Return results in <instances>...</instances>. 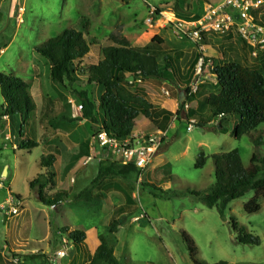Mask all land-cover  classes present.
I'll use <instances>...</instances> for the list:
<instances>
[{
    "label": "rangeland",
    "instance_id": "374dc122",
    "mask_svg": "<svg viewBox=\"0 0 264 264\" xmlns=\"http://www.w3.org/2000/svg\"><path fill=\"white\" fill-rule=\"evenodd\" d=\"M221 2L0 0V73L22 78L33 91L38 105L39 143L30 151L21 148L22 140L16 136V128L10 126V133L2 130L7 120L1 118L0 207L7 205L6 200L11 195L21 199L22 209L17 214H6L0 208V264H14L17 259V264H21L17 255L32 253L38 257L25 264H88V255L101 243L111 246L122 264H194L182 232L193 241L199 262L264 264V197L258 199L260 209L248 213L244 205L253 196V191H248L229 202L224 215L220 216L215 208L204 206L188 192L205 191L214 182V154L237 149L245 167L253 153L264 157V123L236 137L233 128L238 119L235 116L223 128L218 127L216 118L208 122L189 118L192 117L189 110L195 108L198 114H210L204 96L211 90L214 77L207 68L195 74L196 65L192 71L191 85L197 86L195 92L190 91L189 86L188 90L183 87V91H179L172 85L177 94L185 97L182 103L171 95L169 85L137 83L147 88L151 102L167 103L174 99L170 107L177 118H172L174 126L167 130L164 138L163 145L168 143V147L154 157L134 184L132 180L120 178H105L92 184L97 174L98 157L105 160L97 146L91 143L100 123L91 124L82 118L81 110L75 111L81 104L80 92L85 91L90 98L98 100V85L87 83L86 68L100 59L103 47L112 44V35L125 37L131 46L139 49L157 35L167 43L157 51L160 58L167 53L166 48L175 47L187 52L193 50V54L186 53L187 56L197 51L210 58L205 53H211L217 56L213 58L217 63L232 60L223 44L224 35L206 33L204 39L195 41L179 37L170 24L173 19L170 13L196 20L204 14L207 3L218 5ZM157 7L165 14L150 26L146 20ZM67 28L81 31L90 51L77 64L80 72L74 83L54 84L50 80L48 61L35 52L34 47L45 44ZM3 48L6 49L1 51ZM261 57L251 64L263 67L264 55ZM190 120L195 122L187 131ZM136 122L135 130L155 133L156 127L150 120L140 116ZM18 127L28 131L24 122L19 121ZM256 136L258 144L253 141ZM84 146L86 153H83ZM46 150H54L58 157L57 161L46 163L47 167L45 163L40 164ZM201 152L206 162L197 168L194 165ZM50 153L55 157L54 152ZM90 153L94 159L85 162ZM5 168L6 176L2 178ZM45 172L51 178L44 190L47 195L67 193V198L56 207L40 202L28 186L30 179ZM151 183L160 191H151ZM128 198L132 202H127ZM120 204L126 205V211L121 215L116 233H110L108 225L118 216L116 209ZM63 228L84 231L89 237L84 245L75 249L68 240V232H61Z\"/></svg>",
    "mask_w": 264,
    "mask_h": 264
},
{
    "label": "trees",
    "instance_id": "16d2710c",
    "mask_svg": "<svg viewBox=\"0 0 264 264\" xmlns=\"http://www.w3.org/2000/svg\"><path fill=\"white\" fill-rule=\"evenodd\" d=\"M161 11L163 10L160 7L154 10L153 20L158 19ZM257 13L255 12L256 17ZM259 18V21L264 23V14ZM232 34L234 33L230 32L224 37L232 36ZM237 37L248 46L251 54L252 48L239 35ZM110 38L112 44L102 48L101 59L90 63L86 68L87 83L98 85L102 92L98 95L97 101L90 98L85 91L78 93L81 99L82 118L94 125L100 123L98 131L105 130L109 135L119 138L129 135L137 128L136 119L139 116L145 117L164 131L175 113L152 104L147 98L145 87L137 83L154 82L157 85L162 83L167 85L166 82L173 81L175 78L174 64L181 58V53L178 51L177 57L165 56L160 61L153 50L162 43L157 35L140 49L132 47L123 36L112 35ZM201 38H205L204 33ZM34 50L48 61L51 82L61 85L65 81L74 83L77 80L78 72H80L77 64L87 57L90 45L81 31L67 28L48 39L45 44L35 46ZM261 54L264 55V52L256 57L253 56L252 60L256 58L257 61L261 60ZM200 57L203 58L201 72L207 68L215 81V84H211V90L205 98V106L212 118L195 111H189L192 116L189 118L197 117L205 122L216 118L218 127L223 128L229 119L235 116L238 119L233 128L236 137L249 133L259 124L264 123V62L263 67L253 66L251 64L253 62L249 61H229L219 65L213 58L197 56L191 63L192 68H195ZM130 76L133 80L127 79ZM0 97L2 100L0 117L13 116L21 122H27L29 120L27 118L35 117L36 105L30 87L20 77L0 73ZM196 126L199 125L196 124ZM32 136H34L33 132ZM253 141L258 144V136L253 138ZM168 145V143L162 144L158 154ZM19 146L25 149L34 148L37 142L26 138L22 139ZM85 149L86 146H84V153H86ZM212 158L214 182L205 191L188 190V192L204 206L215 208L219 215L223 216L229 202L243 196L248 191H253V196L244 205V209L248 213L258 211L260 209L258 199L264 197V157H258L253 153L246 167L237 149L214 154ZM52 160V155L47 154L41 157L43 163L40 162V164L43 166L45 163L47 167L49 165L46 163ZM205 162L206 156L201 152L194 166L202 167ZM139 172L133 164L123 165L111 159L99 160V168L92 184H97L105 178L132 180L134 184ZM50 182V174L45 172L37 174L28 185L40 202L56 207L67 198V193L63 191L47 195L44 190ZM144 186H146L145 183ZM149 186L151 191H160L154 184ZM87 192L85 190V193ZM127 202H132L131 198H128ZM126 208L125 205L116 209L118 216L113 218L108 225L110 233H116L118 225H121V215L125 213ZM61 230L62 233L68 232V240L75 248L84 244L86 236L84 231H69L67 228ZM182 236L189 247L194 264H207L196 259L193 241L184 232ZM17 257L21 258V264H25L36 259L38 254H23ZM88 264L122 263L114 255L111 246L101 243L93 254L88 255ZM211 264H226V262L218 261Z\"/></svg>",
    "mask_w": 264,
    "mask_h": 264
},
{
    "label": "built area",
    "instance_id": "2783aa9c",
    "mask_svg": "<svg viewBox=\"0 0 264 264\" xmlns=\"http://www.w3.org/2000/svg\"><path fill=\"white\" fill-rule=\"evenodd\" d=\"M263 8L264 0H222L216 6L208 4L203 17L198 21L174 17L170 24L173 25L179 37L195 41H200L203 33H218L220 35L236 33L252 48L251 55L256 57L259 53L264 52V23L259 21V17L263 14ZM151 12L152 15L146 20L150 26L154 21V9ZM255 12H258L257 17ZM202 61L203 58L200 57L195 74L200 73ZM189 89L195 92L197 86L190 85ZM77 109H82L81 104ZM194 122V120H190L186 126L187 131L192 129ZM166 134L167 131L162 130H158L154 134L133 130L129 135L119 138L109 135L105 130H99L92 135L91 143L97 146L98 153L103 155L104 159L118 158V162L123 165L133 164L140 171L137 177L140 180L141 172L158 155V150L162 146ZM91 150L93 149L91 148ZM98 158L102 160L101 157ZM93 159V155L90 153L85 162ZM0 208L4 209L6 214H17L18 210L22 209L21 200L10 195L7 205H1ZM58 253L62 255V252ZM17 261L19 260H14V264H17Z\"/></svg>",
    "mask_w": 264,
    "mask_h": 264
},
{
    "label": "crops",
    "instance_id": "0c3cea01",
    "mask_svg": "<svg viewBox=\"0 0 264 264\" xmlns=\"http://www.w3.org/2000/svg\"><path fill=\"white\" fill-rule=\"evenodd\" d=\"M213 5V4H211V3H207V5ZM220 4V3H219ZM207 5L205 6L206 8H207ZM214 6H216V5H214ZM205 8V9H206ZM205 9H204V11H205ZM195 10V9H194ZM264 8L262 9V12H263V14H264ZM163 13V14H162ZM196 13H198V12H196ZM164 14H165V12L164 11H161V13H160V17H161V15L162 16H164ZM262 14V15H263ZM204 15V14H203ZM203 15H201V17L200 18H198V19H196V21H198V20H200L202 17H203ZM170 16H171V18L173 17H176V18H179V17H182V16H180V14L179 15H175V14H172V13H170ZM169 16V17H170ZM179 19H183V18H179ZM184 20H186V19H184ZM156 21V20H155ZM204 34H206V33H204ZM207 34H209V33H207ZM235 34V33H234ZM234 34H232V36H227V37H224L225 38V43H223L224 44V46H225V48L229 51V53H231V55H232V57H233V59L232 60H229V61H242V62H244V61H249V62H253V60H252V57H250L251 56V54H250V51H249V48H248V46L246 45V44H244V43H242L240 40H239V38L236 36H234ZM161 41H162V43L159 45V46H157V48H155V49H153V50H155V54L157 55V57L159 58V60L160 61H162V59L166 56V57H177V52L179 51V53H181V58L178 60V61H175V64H174V69H173V71H174V74H175V80L173 79V81H171V82H166L167 83V85H169V88H170V91H171V95L173 96V97H177V100H179L180 101V103H182V101L185 99V97L181 94V93H179V94H177L175 91H174V86H172V85H175L176 87V89L177 90H179V91H183V87H185V89H187V87L188 86H190L191 85V81H192V78H191V74H192V71L194 70V67L192 68L191 67V63H192V61H193V59L195 58V57H197V56H201V52H200V55H199V53L197 52V51H195L194 52V55L192 56V55H188L187 56V54L186 53H189V54H193V50H190L189 52H187V51H185V50H183L182 48H175V47H169L170 49H168V48H166L165 49V51L167 52L162 58H160V54L157 52L158 51V49H160L161 48V45L162 46H166L167 45V43H165V41H163L162 39H161ZM146 45V44H145ZM145 45H143V46H145ZM181 45V44H180ZM184 45V44H183ZM7 47V46H6ZM133 47V46H132ZM6 48H3L1 51H3V50H5ZM90 51V50H89ZM89 53V52H88ZM206 54V56L208 55V56H210V58L212 57V58H217V56H214L213 54H211V53H205ZM100 59H101V57H100ZM229 61H227V62H229ZM97 62V61H96ZM215 63H217L216 62V60H215ZM225 63V62H224ZM217 64H223V62H219V63H217ZM197 65V64H196ZM13 72H14V70H12ZM211 75V74H210ZM213 77V76H212ZM22 79V78H21ZM214 80V79H213ZM154 83V82H153ZM156 84V83H155ZM163 84V83H162ZM165 84V83H164ZM211 84H215V81H213V83H211ZM97 86V85H96ZM144 86V85H143ZM98 87V93H99V95L101 94V92H102V90H101V88L99 87V86H97ZM145 87V86H144ZM209 88V87H208ZM145 89H146V93H147V98H149V93H148V91H147V88L145 87ZM210 91V90H209ZM30 92H31V95H32V97H33V100H34V102H35V105H36V111H35V117L33 118V119H29V121H25L24 123H25V125H26V127H27V129H28V131L26 130V131H23V128H21V130H20V128L18 127V122H19V120L17 121V117H8L7 115H4V116H2V117H0V120H1V118H2V120H7V123H4V126H2V130H4L5 129V131L6 130H8L9 131V133H10V126H13L14 127V129L16 128V136L20 139V141L22 140V139H24V138H30V139H34L36 142H37V146L36 147H38L39 146V143H38V140H37V126H36V114H37V102H36V100H35V97H34V95H33V91L31 90V88H30ZM208 94V93H207ZM207 94H206V96H207ZM206 96H204V98H206ZM149 100V99H148ZM150 101V100H149ZM151 102V101H150ZM152 104H155V105H157V106H160L161 108H165V109H167V110H169V111H171L172 113H175V115L173 116V117H176L177 118V114H176V112H173V108L172 107H170V106H172L173 105V103H174V99H172L171 98V101H168L167 103H164L163 101L161 102V101H152L151 102ZM204 103H205V99H204ZM193 104V103H192ZM196 106H197V104H196ZM192 107H194V105H192ZM195 108V107H194ZM208 109V108H207ZM77 110L78 109H75V111L77 112ZM197 109L195 108V109H191V110H189V111H196ZM209 111V110H208ZM206 116H210V114L209 115H206ZM140 117V116H139ZM172 117V118H173ZM145 118V117H144ZM172 118H171V120H170V122H169V124H168V126H167V128L164 130V131H167L169 128H171V127H173L174 125H172ZM87 121V120H86ZM89 122V121H88ZM137 123V122H136ZM152 123V122H151ZM8 124V125H7ZM98 125V124H97ZM155 126V125H154ZM156 127V126H155ZM135 130V129H134ZM158 130H161V129H159V128H157L156 127V129L154 130L155 132L156 131H158ZM136 131V130H135ZM32 132H33V134H34V136H32ZM138 132H140V131H138ZM153 132V131H152ZM9 133H7L6 132V137L9 139V137H10V135H9ZM141 133H150V132H143V131H141ZM18 148H19V146H17ZM36 147H34V148H29L28 150L30 151V150H32V149H35ZM50 152H54V155H55V157H53V160L54 161H57V155H56V153H55V151L54 150H46V153H45V155H47V154H50L51 155V153ZM83 153H84V149H83ZM45 155H43V156H45ZM160 162H162V159L160 160ZM53 165V164H52ZM98 168H99V164H98ZM98 168H97V171H98ZM153 168H154V166H153ZM33 179V178H32ZM32 179H30V180H32ZM29 180V181H30ZM29 184V183H28ZM29 186V185H28ZM121 190V192H123L122 191V189H120ZM10 197V196H9ZM9 197L7 198V200L9 199ZM19 198V197H18ZM6 200V201H7ZM21 200V199H20ZM123 204H120L119 205V207L121 208V207H124V206H122ZM142 206V205H141ZM119 207H117V208H119ZM85 234H86V236H85V240L89 237L88 236V233H86L85 232ZM84 240V241H85ZM84 245V244H83ZM99 244H97L95 247H94V249H93V251H91V254H93V252L95 251V249H96V247L98 246ZM75 249H77V248H75ZM33 254V253H32ZM35 254V253H34Z\"/></svg>",
    "mask_w": 264,
    "mask_h": 264
},
{
    "label": "water",
    "instance_id": "95a60500",
    "mask_svg": "<svg viewBox=\"0 0 264 264\" xmlns=\"http://www.w3.org/2000/svg\"><path fill=\"white\" fill-rule=\"evenodd\" d=\"M127 79H128V80H133V77L130 76V77H128ZM6 170H7V168H5V170H4V172H3V175H2V178H4V176H6Z\"/></svg>",
    "mask_w": 264,
    "mask_h": 264
}]
</instances>
